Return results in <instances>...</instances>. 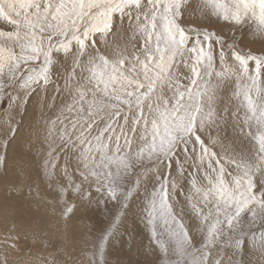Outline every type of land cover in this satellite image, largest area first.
Returning a JSON list of instances; mask_svg holds the SVG:
<instances>
[{
	"label": "snow or ice",
	"instance_id": "1",
	"mask_svg": "<svg viewBox=\"0 0 264 264\" xmlns=\"http://www.w3.org/2000/svg\"><path fill=\"white\" fill-rule=\"evenodd\" d=\"M191 7L187 0H0V97L17 113L29 100L41 109L35 134L52 214L59 205L67 220L77 206L69 197L91 202L85 185L112 201L139 196L143 186L141 215L157 260L245 264L250 244L264 264V51L242 52L217 31L184 25ZM199 9L264 39V0H202ZM229 81L234 89L218 111ZM10 130L14 139L17 128ZM139 171L135 189L122 192L121 181ZM18 227L13 221L0 264H89L83 247H69L41 221ZM110 235L101 237L100 264Z\"/></svg>",
	"mask_w": 264,
	"mask_h": 264
},
{
	"label": "rangeland",
	"instance_id": "2",
	"mask_svg": "<svg viewBox=\"0 0 264 264\" xmlns=\"http://www.w3.org/2000/svg\"><path fill=\"white\" fill-rule=\"evenodd\" d=\"M187 2L192 7L182 17L184 25L208 27L209 30L217 31L229 43L234 41L237 50L242 52L252 51L260 54L264 51V39L254 35L252 27L245 26L240 30H234L222 21L217 24L215 18L210 21L206 16H201L199 5L202 0H187ZM0 26L2 25L0 24ZM233 89L234 81L226 82L222 86L218 93V111L228 102ZM52 91L53 89L50 87L48 89L49 96ZM235 103L236 101L233 99L229 105V116L234 110ZM9 112L13 113V119L6 123L9 121ZM40 112L41 109L35 105L34 101L29 100L27 106L20 107L17 113L15 108H8L6 97H0V253L4 251L5 237L13 221L19 226L17 229L19 231L20 228H26L33 219H36L47 226L50 231L55 232L69 247L74 244L83 247L87 253L86 259L89 264H100L101 237L106 232L111 233L108 241L104 243L106 264H146L147 261L164 264L163 259L157 260V257L152 253L149 232L141 215L145 194L143 186L139 189V196L133 191L132 196L127 200L121 195L119 200L112 201L100 199L95 192L94 185L90 189L85 185V189L93 195L91 202L79 197H69V202L75 203L77 206L67 220L61 218L62 208L59 205L56 207L55 213H51L45 203L51 199V196L48 188L49 178L44 175L41 166L43 146L37 142L35 134V128L40 123ZM13 127L17 128L14 139L10 130ZM209 131L213 136L216 134L214 128ZM6 140L9 141L7 144ZM30 141L35 143V149L32 152H29ZM241 147L247 149L248 141L245 140ZM5 158H7V168L2 162ZM62 164L63 156L58 166ZM143 176V171H139L135 175L129 174L120 183L121 191L123 192L130 185L135 189L137 179H142ZM14 182L19 186L11 187L10 185ZM148 191H151V185H148ZM97 199H100L99 203L96 202ZM120 212H123L124 215H119ZM118 216L119 218H117ZM184 223L190 232L194 230L188 216L184 217ZM114 224L117 227L113 228ZM196 239H200L198 232ZM27 242L30 243L31 238ZM11 243V240H7L8 246ZM230 255H232V250L226 249L224 258L227 259ZM243 258L245 264H258L250 244L246 245ZM233 259L238 262L239 257L234 256Z\"/></svg>",
	"mask_w": 264,
	"mask_h": 264
},
{
	"label": "bare ground",
	"instance_id": "3",
	"mask_svg": "<svg viewBox=\"0 0 264 264\" xmlns=\"http://www.w3.org/2000/svg\"><path fill=\"white\" fill-rule=\"evenodd\" d=\"M2 25V24H1ZM30 126V125H29ZM22 127H23V125H22ZM28 129V128H27ZM86 202V201H85ZM130 208V207H129ZM131 209V208H130ZM129 210V209H128ZM126 214V213H125ZM65 228V227H64ZM65 239V238H64ZM97 264V263H96Z\"/></svg>",
	"mask_w": 264,
	"mask_h": 264
}]
</instances>
